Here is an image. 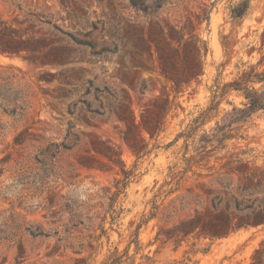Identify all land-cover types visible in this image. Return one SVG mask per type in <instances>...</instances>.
<instances>
[{"label": "rangeland", "instance_id": "rangeland-1", "mask_svg": "<svg viewBox=\"0 0 264 264\" xmlns=\"http://www.w3.org/2000/svg\"><path fill=\"white\" fill-rule=\"evenodd\" d=\"M235 1L147 0V3L162 4L148 20L137 16L128 0H0V20L18 28L27 40L46 38L52 44L59 36L50 28L47 32L38 30V21L27 16L31 11L45 14L70 30L73 25L88 29L94 23L96 29L92 36L97 44L107 42L111 46L110 32L129 24H136L135 30L145 40L150 32L159 37L161 29L166 30L168 26L181 30L186 39L199 40L203 75L179 87L161 75L156 60L137 54L129 45L125 48L124 63L117 54L90 58L84 50L78 55V64L65 68L67 75L60 74L61 68L51 61L32 63L21 57H7L0 50V73L16 76L18 88L28 93L29 106L25 121L10 131L0 147V159L7 157L3 165L4 185L11 182L12 173L20 165L33 166L39 149L50 143L69 144L73 140L70 135H77L75 146L61 150L55 158L56 167L61 170V176L55 180L60 185L56 190L67 192L91 217L89 231L78 227L74 233L75 237L84 239L87 246L85 236L98 234L99 219L109 204L107 197L115 192L114 184L122 178L119 168L97 154L94 147L112 148L113 156L125 169L137 166L135 176L114 204L119 211L118 217L112 225L109 217L104 223L108 239L101 238L102 249L88 259V264H98L114 248L127 250L132 264H169L187 259H190L188 264H264V225H248L254 213L264 210V113L256 114L240 129L241 138L227 140L224 150L202 162H192L186 170H183L182 141L177 146L165 148L210 104L214 90L238 81L252 69L264 71V0H252L247 15L241 20H233L228 14L229 6ZM67 14L74 17L68 21ZM51 47H42V52ZM88 79L93 80L94 88L103 91L101 95L94 92L86 97L83 95ZM247 85L258 89L262 84ZM141 87H145L142 92ZM116 95L119 97L114 100ZM163 99L168 100V111L158 136L151 139L143 128L142 115L148 118V112L154 109L158 117ZM81 100L91 102L100 114L91 115ZM216 102L218 109L205 128L212 126L231 104L241 106L245 100L241 93L227 89ZM108 104L116 106L121 116L134 119V134L145 137L148 148L152 149L148 156L136 162L120 137L124 129L122 121L104 109ZM19 133L26 142L14 146L13 138ZM68 183L71 185L66 187ZM220 184L228 185V189ZM11 190L13 195L18 192L17 188ZM216 193L227 199L255 200L254 211L225 210L224 205L213 208L212 197ZM153 202L159 206V213L156 218L144 222L136 235V226L147 219ZM14 205V211L26 223L44 229L61 228V222L49 223L42 212H26L15 202ZM9 207L0 197L1 216ZM218 212H226L229 222L237 227L228 237L203 239L191 235L179 244L166 239V231L180 220L198 215L206 222L213 220ZM162 213L170 214V218L162 219ZM61 221L66 222L67 218L63 216ZM22 242V264H52L55 261L74 264L89 254L88 249L80 255L70 251L63 254L56 238L32 239L22 233ZM3 256L7 257L5 262H2ZM15 256L16 247L10 250L0 247V264H13Z\"/></svg>", "mask_w": 264, "mask_h": 264}, {"label": "trees", "instance_id": "trees-1", "mask_svg": "<svg viewBox=\"0 0 264 264\" xmlns=\"http://www.w3.org/2000/svg\"><path fill=\"white\" fill-rule=\"evenodd\" d=\"M252 0H237L228 8V14L233 20L243 19L250 8ZM155 4V8L154 7ZM128 5L137 16L145 17L149 20L152 12L161 8L160 2L147 3V0H128ZM27 16L38 21V30L53 29L59 36L56 43L49 44L46 38L27 40L21 34L18 28L8 25L0 20V50L10 57H21L32 63L51 61L54 65L61 68L60 74L67 75L66 67L79 63L78 55L88 51L90 58L103 57L108 54H117L121 63H124L127 52L125 48L129 45L130 49L139 55H145L149 60H156L159 64L161 75L170 81L175 87H179L183 83L189 84L197 81L203 75V56L198 39H186L181 30L168 26L166 30L161 29L160 36L156 37L152 32L149 33L148 39L142 38L135 30L136 24H129L128 27H117L115 32H110L109 41L97 44L92 36L96 26L92 23L88 28H76L75 25L70 29L64 28L53 22L45 14L31 11ZM66 20L70 21L73 14H67ZM138 40V42H134ZM51 45L52 49L42 52V47ZM177 60L178 63L175 62ZM79 71L84 70L79 68ZM95 79V77H94ZM127 81V80H124ZM248 83L262 84L256 89L248 86ZM83 95L89 96L91 92L102 94L98 88L93 87V80L88 79L85 84ZM145 87H141L142 92ZM218 89V88H217ZM227 89L235 90L242 94L245 103L241 106L231 104V108L226 110L223 115L215 120L212 126L205 128L218 109L216 99L226 93ZM28 93L18 88L15 75L0 73V147L6 136L16 126L21 125L28 115ZM108 101L109 98L104 96ZM119 96H113L117 100ZM97 99V98H95ZM86 104L87 111L93 114H100L98 109L92 107V103L87 100H81ZM165 102V104H164ZM168 100L163 99V105L160 108L159 116H155L154 109L148 112V118L142 115L143 128L151 139H155L160 132L162 119L166 116L168 108ZM119 104H122L120 101ZM76 107V104L73 105ZM101 107V106H100ZM103 107V106H102ZM104 109L109 114L119 118L123 123V131L120 132L122 141L128 146L136 162L148 156L152 149L148 148V142L145 137L135 135L132 128L135 125L134 119L129 116H121L116 106L108 104ZM264 113V71L256 72L250 70L245 76L238 81L224 84L220 90H214L210 104L203 109L184 129L178 132L174 139L169 142L165 148L177 146L182 141L181 150L182 161L185 165L183 170L191 166L192 162H202L205 158H211L214 154L221 152L226 148V141L231 138H241L240 129L245 126L256 114ZM6 117L7 121L3 118ZM73 140L68 143H50L44 148L38 150L34 156L32 167H24L22 165L16 169L11 175V182L4 185L3 173L6 163V156L0 159V197L9 203V209L6 214L0 215V247L4 246L6 250L16 247V256L13 264H22L20 260L23 253L24 244L22 242V233L28 235L32 239L36 238H56L60 243L58 249H63L62 253L70 251L76 255H80L87 249L89 254L86 258L77 259L74 264H88V259L93 256L96 251H101L102 237H107V229L104 223L110 218L112 225L118 217L119 211L115 210L114 204L117 198L128 186L130 179L135 176L137 169L136 164L131 169H125L120 166V160L116 159L112 154L110 147H94L97 154L105 157L112 165L119 168L122 178L114 184L115 192L107 197L109 204L103 215L99 219L96 231L97 235L87 234L85 238L88 245L85 246L84 239L74 236L78 227H82L87 231L90 230L91 217L87 215L80 207L78 202L68 196V193H61L56 190L60 185L56 180L61 176V170L56 167L55 158L61 150H68L75 146L78 142L77 135L71 134ZM139 138V139H137ZM31 140V138H29ZM67 141V140H66ZM26 142L22 133L17 134L13 138L14 146H22ZM153 146L152 148H157ZM68 183L66 187L70 186ZM220 186L227 190L228 185ZM12 188H17L18 192L13 195ZM171 191L168 192V194ZM15 203L18 208L26 210V212H42L43 218L49 223L61 222V228H47L34 226L24 222L14 211ZM263 202V201H262ZM260 202V204H262ZM245 203V204H244ZM264 203V202H263ZM255 200L244 201L238 197H222L216 193L212 197L213 208L224 205L225 210L234 209L237 212L254 211ZM165 210V207H163ZM160 208L153 202L151 212L147 219H142L136 226V235L141 225L147 220L156 218ZM5 212V211H4ZM165 213V212H164ZM162 213V219H169L170 214ZM67 218L66 222H62V217ZM168 222L169 220H165ZM249 226L256 227L264 225V210L254 213ZM236 226L229 222V215L218 212L213 220L204 222L202 218L195 215L188 219L180 220L179 223L166 231V239L172 240L175 244L181 243L189 236L194 235L203 239H222L229 236L232 231L236 230ZM81 233V231H78ZM2 262L7 257L3 256ZM190 259L172 261L169 264H188ZM132 256H128V251H119L114 248L105 254L98 264H132ZM52 264H61L55 261ZM195 264V263H192ZM253 264V263H252Z\"/></svg>", "mask_w": 264, "mask_h": 264}]
</instances>
